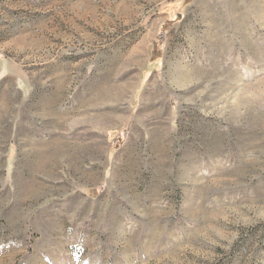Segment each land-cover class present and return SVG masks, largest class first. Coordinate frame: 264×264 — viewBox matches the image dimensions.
Returning <instances> with one entry per match:
<instances>
[{
  "label": "rangeland",
  "instance_id": "rangeland-1",
  "mask_svg": "<svg viewBox=\"0 0 264 264\" xmlns=\"http://www.w3.org/2000/svg\"><path fill=\"white\" fill-rule=\"evenodd\" d=\"M0 264H264V0H0Z\"/></svg>",
  "mask_w": 264,
  "mask_h": 264
}]
</instances>
